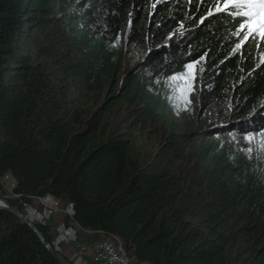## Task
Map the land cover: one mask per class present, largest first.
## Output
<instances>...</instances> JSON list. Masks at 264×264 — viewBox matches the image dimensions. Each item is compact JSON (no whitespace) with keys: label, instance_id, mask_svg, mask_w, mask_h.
Listing matches in <instances>:
<instances>
[{"label":"trees","instance_id":"16d2710c","mask_svg":"<svg viewBox=\"0 0 264 264\" xmlns=\"http://www.w3.org/2000/svg\"><path fill=\"white\" fill-rule=\"evenodd\" d=\"M218 3L0 0L1 196L10 174L23 214L52 196L136 263L264 264V42ZM0 264L60 263L0 209Z\"/></svg>","mask_w":264,"mask_h":264},{"label":"rangeland","instance_id":"374dc122","mask_svg":"<svg viewBox=\"0 0 264 264\" xmlns=\"http://www.w3.org/2000/svg\"><path fill=\"white\" fill-rule=\"evenodd\" d=\"M128 60H129L128 64H130V68H132L134 65L139 63L138 61L139 55L137 48L135 46H132L130 48V55L128 57ZM121 75L123 76L124 74ZM197 113L199 114L200 119L203 118L206 114L213 120L215 118H217V120L219 119L223 120V118L221 117H219L218 119L217 113L209 111L207 109H198ZM180 119H184V118H179V120ZM222 123L223 125L219 129V133L221 136H223V138H227L228 134H230L234 126H231L230 127L231 129H228L227 125L231 123L229 120L223 121ZM198 127L199 125H197V122L193 123L192 128L194 130H192L191 132L198 131ZM1 182H2L1 192H3L4 194L1 197L6 201L7 199H11V200L16 199V196L13 194V188L16 184L14 177L9 174L6 177H4L1 180ZM39 199L33 200L32 205L25 206L26 215L25 214L24 215L27 216L30 220H32V222H36V223L42 222L48 224V226L51 228L52 242L54 243V247L56 248V250H59L65 258H67L72 262V264H100L102 262V258L95 256L96 246L101 242H103L104 240H107L108 237L115 235H109L106 237L97 236V235L95 236L92 235L91 232H86L79 229L78 227L72 226L74 228L73 236L72 237H70V235L65 236V232L63 228H70V227L65 226L64 217L66 214H68L69 211L68 209L70 206L66 207L65 202L60 201L59 208L57 210H53L46 207L49 206L47 202ZM123 246L125 247L124 243ZM130 264H140V263H136L131 260Z\"/></svg>","mask_w":264,"mask_h":264},{"label":"snow or ice","instance_id":"6c2138e0","mask_svg":"<svg viewBox=\"0 0 264 264\" xmlns=\"http://www.w3.org/2000/svg\"><path fill=\"white\" fill-rule=\"evenodd\" d=\"M220 4L223 6L221 7ZM217 11H227L229 15L240 18L236 35L240 36L241 42L237 44V49L250 39L258 45L264 42V0H220ZM194 67L195 65H188L190 73ZM248 139L253 138L249 136Z\"/></svg>","mask_w":264,"mask_h":264},{"label":"built area","instance_id":"2783aa9c","mask_svg":"<svg viewBox=\"0 0 264 264\" xmlns=\"http://www.w3.org/2000/svg\"><path fill=\"white\" fill-rule=\"evenodd\" d=\"M39 200L45 201L49 204V206H46L50 209L57 210L59 208L60 200L52 197L47 196L44 198H41ZM69 212L71 214L74 213L73 206L71 205L69 207ZM65 232V236L70 235V237L73 236L74 228H63ZM96 257L102 258V262L100 264H130L131 260L130 257L123 246V243L121 239H119L116 236L108 237L107 240H104L100 244L96 246Z\"/></svg>","mask_w":264,"mask_h":264},{"label":"water","instance_id":"95a60500","mask_svg":"<svg viewBox=\"0 0 264 264\" xmlns=\"http://www.w3.org/2000/svg\"><path fill=\"white\" fill-rule=\"evenodd\" d=\"M136 68L138 67L135 66ZM134 68V69H136ZM228 129H231L230 127L232 126V123H229L228 125ZM0 209L2 210H6L11 212L12 214H14L16 217H18L22 222H24L25 224H27L29 226V228L31 230H33L36 235L38 236V238L40 239V241L42 242V244L45 246V248L49 251V253L53 256V258L55 260H57V262H59L60 264H72V262L70 260H68L67 258H65L61 253H59L43 236V234L39 231V229L37 228V226L34 224V222H32V220H30L27 216H25L23 214V212H21V210H19L17 207L12 206L8 201L4 200L1 197L0 194Z\"/></svg>","mask_w":264,"mask_h":264},{"label":"bare ground","instance_id":"6f19581e","mask_svg":"<svg viewBox=\"0 0 264 264\" xmlns=\"http://www.w3.org/2000/svg\"><path fill=\"white\" fill-rule=\"evenodd\" d=\"M71 206V205H70ZM71 213L68 211V215H70ZM71 215H73V214H71Z\"/></svg>","mask_w":264,"mask_h":264},{"label":"crops","instance_id":"0c3cea01","mask_svg":"<svg viewBox=\"0 0 264 264\" xmlns=\"http://www.w3.org/2000/svg\"><path fill=\"white\" fill-rule=\"evenodd\" d=\"M70 206V205H69ZM71 215V214H70Z\"/></svg>","mask_w":264,"mask_h":264}]
</instances>
